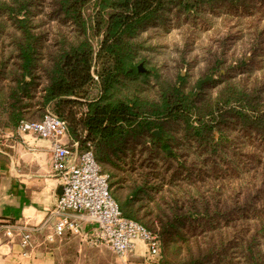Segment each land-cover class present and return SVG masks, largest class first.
Returning <instances> with one entry per match:
<instances>
[{
	"label": "trees",
	"instance_id": "16d2710c",
	"mask_svg": "<svg viewBox=\"0 0 264 264\" xmlns=\"http://www.w3.org/2000/svg\"><path fill=\"white\" fill-rule=\"evenodd\" d=\"M217 7L264 18V0H0V128L49 111L67 122L78 151L91 150L109 176L123 215L159 240L160 264H264L261 90L229 85L213 97L148 66L156 42L146 31L172 12ZM231 130L262 151L243 155Z\"/></svg>",
	"mask_w": 264,
	"mask_h": 264
},
{
	"label": "rangeland",
	"instance_id": "374dc122",
	"mask_svg": "<svg viewBox=\"0 0 264 264\" xmlns=\"http://www.w3.org/2000/svg\"><path fill=\"white\" fill-rule=\"evenodd\" d=\"M92 12V8L87 12L89 21L92 18ZM170 14L173 15L166 16L165 23L157 26V29L146 31L145 37L152 35L151 42H156L157 46H151L155 49L150 48L147 52V55L150 56L148 66L160 69L161 74L167 80L176 82L179 75L186 78L185 88L187 91L194 87L198 88L200 81L208 76H213L215 78L213 82L205 83L200 88L213 97H216L229 85L235 88L246 87L249 92L258 88L262 92L264 103V18L260 15L248 17L247 15L229 13L223 7L210 10L200 9L195 17H189L183 13L177 16L174 15V12ZM262 15L264 16L263 13ZM260 31L263 33L259 37V45L254 48L255 39L258 38ZM92 41L95 50H97L99 41L93 38ZM242 61H245L247 66L238 67L237 65ZM217 63H219L218 68L213 69ZM150 79L151 82H155L154 77ZM230 129L234 130V127H230ZM232 130L231 135L233 139L239 141L238 145L246 143L240 148L243 155L253 153L255 150L262 151L261 147L263 146L258 142L246 140L247 134ZM215 138H219L217 131ZM175 149L180 151L179 148ZM169 151V154H173L172 150ZM230 151L232 155L228 154L226 161L232 160L231 162H233V154L237 152L236 147L234 146ZM228 166H225V169H228ZM238 184L235 182L233 185L237 186ZM247 190L248 193L244 191L241 195L243 199H247L249 193L252 192V188H247ZM148 213H150L149 208ZM148 213L144 209L141 211L142 215ZM24 227L23 225L16 226L19 231L20 244V233ZM8 240L9 237H7V242ZM66 242L65 251H68L69 247L72 250L85 245L90 247L86 252L81 253V257L78 253L77 264H125L112 250L102 245L91 235L86 237V235L69 233L66 236ZM28 250L30 253L33 252L34 243ZM85 255L88 257L87 259ZM67 261L68 259L62 257V264H66ZM127 263L143 264V258L139 253L131 256Z\"/></svg>",
	"mask_w": 264,
	"mask_h": 264
},
{
	"label": "crops",
	"instance_id": "0c3cea01",
	"mask_svg": "<svg viewBox=\"0 0 264 264\" xmlns=\"http://www.w3.org/2000/svg\"><path fill=\"white\" fill-rule=\"evenodd\" d=\"M64 142L76 151L70 136ZM62 191V181L53 166L52 141L0 128V264H62V257L68 259L66 264H77L78 253L81 257L90 247L65 251L69 233L54 236L56 219L52 212ZM71 217L86 237L91 235L94 229L85 216ZM17 225L31 230L32 253L21 246Z\"/></svg>",
	"mask_w": 264,
	"mask_h": 264
},
{
	"label": "built area",
	"instance_id": "2783aa9c",
	"mask_svg": "<svg viewBox=\"0 0 264 264\" xmlns=\"http://www.w3.org/2000/svg\"><path fill=\"white\" fill-rule=\"evenodd\" d=\"M19 133H33L52 141L53 166L59 175L63 191L52 212L56 219L54 236L67 233L85 235L71 215L85 216L93 226L91 236L107 246L125 264L143 248V264H160V242L145 227L128 219L111 196L109 176L102 173L93 152H79V143H65L69 137L67 122L50 111L41 122L21 123ZM21 246L32 247L31 230L21 229ZM141 246V247H140Z\"/></svg>",
	"mask_w": 264,
	"mask_h": 264
},
{
	"label": "water",
	"instance_id": "95a60500",
	"mask_svg": "<svg viewBox=\"0 0 264 264\" xmlns=\"http://www.w3.org/2000/svg\"><path fill=\"white\" fill-rule=\"evenodd\" d=\"M139 72H147L144 69V67H143L142 64L139 66ZM214 80H215V78L213 76H208L206 79L200 81L198 88L200 89L203 84L208 83V82H213ZM29 82H30V79H27L25 81V83L22 85V91H23L24 94H26L28 92L27 85H28ZM153 136L156 138V140L162 139L164 142L167 141L166 139H164L162 137V135L160 134V132L157 131V130L153 132Z\"/></svg>",
	"mask_w": 264,
	"mask_h": 264
}]
</instances>
